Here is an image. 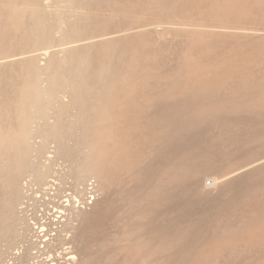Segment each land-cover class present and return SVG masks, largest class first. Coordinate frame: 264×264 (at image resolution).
Returning <instances> with one entry per match:
<instances>
[{
  "label": "rangeland",
  "instance_id": "obj_1",
  "mask_svg": "<svg viewBox=\"0 0 264 264\" xmlns=\"http://www.w3.org/2000/svg\"><path fill=\"white\" fill-rule=\"evenodd\" d=\"M108 1L0 0V264H34L35 259L38 264H72V256L75 264H119L114 235L110 245L105 240L117 230L115 215L121 200L127 199L131 185L140 190L146 178L149 182L157 175L155 169L140 166L130 180L133 184H121L126 193L115 187L126 177L115 176L118 180L108 193L102 175L91 171L101 168L103 161L98 142L104 133L106 101L95 98L102 94L108 103L117 101V89L105 94L115 80L135 84L150 71L167 77L175 65L174 53L183 46L177 45L179 39L158 43L153 37L155 21L177 19L171 13L143 10L149 0H121L125 1L121 5L128 4L122 7L120 0H115L117 7L114 0ZM224 1L185 0L179 16L190 23L213 17L221 27L253 21L248 16L253 14L251 8L260 7L262 16V4L241 0L242 5L231 1L227 6ZM260 15L255 21L263 23ZM167 26L165 33L173 36L176 26ZM222 36L211 42L215 60L251 47L245 40L234 43ZM195 47V55L202 56L205 47ZM153 50H158V63L142 66L143 74L128 75L127 68ZM222 110L210 114L169 150L200 153V168H210L211 173L213 168L225 172L232 162L264 157V105ZM214 132L219 135L212 143L208 139ZM161 157L165 159L162 151ZM240 172L205 193L195 189L198 184L193 180L183 183L176 197L140 227L146 242L173 246L171 261L164 264H190L209 242L224 241L225 227L236 230L238 223L240 229L243 224L264 234V163ZM41 173L43 181L38 178ZM206 184L210 186V181ZM38 234L49 238L45 251ZM246 240L232 236L236 258L225 264H264V241ZM26 252L30 258H25Z\"/></svg>",
  "mask_w": 264,
  "mask_h": 264
},
{
  "label": "bare ground",
  "instance_id": "obj_2",
  "mask_svg": "<svg viewBox=\"0 0 264 264\" xmlns=\"http://www.w3.org/2000/svg\"><path fill=\"white\" fill-rule=\"evenodd\" d=\"M116 1L114 0L113 3L116 7L118 4L119 7H122L124 4L121 5L120 3H125V1L121 2L120 0L117 4ZM173 1L149 0L147 3L144 2L145 9H143L145 11L159 9L158 11L169 12L177 18L166 22L163 20L155 21V28L153 29L155 35L153 37H156L158 43L161 40L164 42V40L174 41L179 39L177 45L184 46L179 48V52L174 53L176 54L175 65L166 72L168 73L167 77L155 76V72L150 71L145 73V76L142 75L141 79L139 78V81L135 84H126L125 81L115 80L111 82L105 94L114 88L117 89L119 93L116 97L117 101L108 103L109 98H105L106 95L103 96L102 94V97L95 98L96 102L106 101L101 120L104 133L101 141L98 142V144H102L100 150L103 161L101 168L92 167L91 171L100 174V176L102 175L105 191L109 193L111 190L116 179L114 176L118 178L126 177L125 179L122 178L123 180L119 178L122 182H117V186H115L118 192L123 190L122 192L126 193L127 190H124L125 187L122 185L134 183H131L130 180L136 176L137 169L140 166L155 169L157 174L149 182L146 178V181L142 184L143 186H141L142 188H139L140 190L131 185V190L129 189V193L126 194L127 199L124 197L123 201L121 200L119 211L115 215L117 230L113 234L108 233V238L105 240V243L110 245V238L114 235L113 241L117 243V251L120 253L119 264H164L171 261L169 251L173 246L168 245L166 241L158 244L146 242V238L143 239L139 229L145 225L157 208L171 200L173 196L176 197L179 188L184 185L183 183L193 180V183L198 184L195 189L200 188L202 190L200 192L205 193L211 188H217L225 184L231 177H236L240 171H247L264 163V157L243 161L239 164L232 162L225 172H217L213 168L214 172L211 173L210 168L207 170L200 168L201 163L197 160L200 153L194 150H169L173 145L175 146V144L187 138L195 127L209 119L210 114L214 112H222V109L228 106L264 105V22L258 23V21H255L256 16L260 15V7L258 9L255 7V11L254 8H251L253 14L250 13V10V12L247 11V14L249 12V18L253 21L247 23L242 21L240 24L221 27L216 25L212 16V18L210 17L212 20L208 21L196 20L194 23H190L188 20L182 21L179 16V6H182L185 0H175L174 3ZM231 1H239L242 5L241 0H227V6L232 5ZM247 2L254 6H257V4L264 6V0H249ZM104 3L106 2L104 1ZM250 4H247L249 8L251 7ZM230 8L228 7V10ZM262 16L264 20V9ZM262 16L260 15V19ZM166 25L176 26L177 31L173 36L165 33L168 28ZM224 35L229 36L234 43L245 40L250 43L251 47L247 50L244 47H242V50H235V53H232L231 56H222L221 54L215 60V51L212 50L211 42L215 37H225ZM229 37L226 39H229ZM198 45L205 47L202 56L195 55V46ZM157 51L147 52L144 57L138 58L135 63L127 68L128 75L134 77V75L143 74L140 70L142 66L152 65L154 61L159 60ZM126 77H128L127 74ZM113 83L116 85H113ZM113 108L116 109L115 113L118 114L116 118L113 115ZM83 113L84 111H82ZM82 114L80 115L82 116ZM217 135L219 134L214 132L212 138L208 140L212 143L217 141ZM218 138L220 139V137ZM164 149L165 151H163ZM161 151L165 153V159H163L164 156L161 157ZM38 175L39 180L43 181L44 174ZM207 181H210V186L206 184ZM81 192L83 194L84 189ZM237 225L236 230L225 227L221 235L224 241L209 242L207 247H203L198 251L196 257L192 256L194 258L193 261L191 260L192 262L190 261V264H225L232 261L233 257L236 258V256H232L236 247V243H232L233 235L245 237L250 244L251 241L257 243L264 241L263 233L250 231L251 229L245 228L243 224H241L243 229H240V224ZM37 236L43 243L40 249L47 250L49 238L46 237V234L42 237L40 234ZM25 254L27 259L29 253L26 252ZM70 254H66V256H71ZM35 255L37 256V253ZM70 259H72V264L76 263V256H72ZM34 264H38L36 259Z\"/></svg>",
  "mask_w": 264,
  "mask_h": 264
}]
</instances>
